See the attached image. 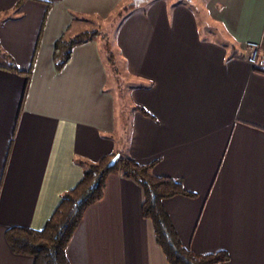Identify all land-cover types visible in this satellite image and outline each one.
Masks as SVG:
<instances>
[{"label":"crops","instance_id":"crops-1","mask_svg":"<svg viewBox=\"0 0 264 264\" xmlns=\"http://www.w3.org/2000/svg\"><path fill=\"white\" fill-rule=\"evenodd\" d=\"M198 1L0 0V264H33L5 231L41 229L81 179L75 159L113 152L195 194L163 201L184 246L264 264V56L255 67L244 49L263 35L264 0ZM92 31L57 71L54 42ZM142 202L110 173L70 264H168Z\"/></svg>","mask_w":264,"mask_h":264},{"label":"trees","instance_id":"trees-1","mask_svg":"<svg viewBox=\"0 0 264 264\" xmlns=\"http://www.w3.org/2000/svg\"><path fill=\"white\" fill-rule=\"evenodd\" d=\"M98 33L83 32L74 37L62 34L54 42L55 69L60 71L70 60L73 48L92 40ZM6 58L9 68L17 71L12 59L7 55ZM18 72L26 75L22 103L30 71ZM136 107L146 113L139 106ZM75 162L82 167L81 179L62 194L59 204L41 229L12 226L5 231V239L13 253L31 256L33 264H70L66 246L72 233L85 209L102 197L106 177L110 173H118L135 180L142 187L141 213L151 220L155 241L168 264H216L228 259L225 252L202 254L183 245L163 201L174 195L191 197L195 194L185 190L178 178L154 174V162L140 163L116 152L103 155L95 162L82 158L75 159Z\"/></svg>","mask_w":264,"mask_h":264},{"label":"built area","instance_id":"built-area-1","mask_svg":"<svg viewBox=\"0 0 264 264\" xmlns=\"http://www.w3.org/2000/svg\"><path fill=\"white\" fill-rule=\"evenodd\" d=\"M246 51V59L252 63L255 67L258 66L259 60L264 56V31L260 40L258 41H247L244 44Z\"/></svg>","mask_w":264,"mask_h":264},{"label":"rangeland","instance_id":"rangeland-1","mask_svg":"<svg viewBox=\"0 0 264 264\" xmlns=\"http://www.w3.org/2000/svg\"><path fill=\"white\" fill-rule=\"evenodd\" d=\"M198 1V0H197ZM192 2H193V0H184V4H188V5H192ZM199 2V1H198ZM193 6V5H192ZM119 94H122V95H124L123 94V92H121V93H119Z\"/></svg>","mask_w":264,"mask_h":264}]
</instances>
